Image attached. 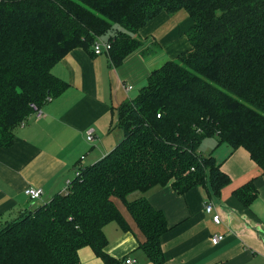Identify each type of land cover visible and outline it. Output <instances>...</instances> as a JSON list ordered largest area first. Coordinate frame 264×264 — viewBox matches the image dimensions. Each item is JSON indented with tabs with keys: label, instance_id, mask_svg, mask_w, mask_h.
<instances>
[{
	"label": "trees",
	"instance_id": "16d2710c",
	"mask_svg": "<svg viewBox=\"0 0 264 264\" xmlns=\"http://www.w3.org/2000/svg\"><path fill=\"white\" fill-rule=\"evenodd\" d=\"M184 9L190 48L117 108L123 138L111 151L81 167L67 192L2 224L0 264H80L85 246L106 264H123L106 251L107 224L130 229L114 199L144 235L147 258L163 264L167 216L146 197L127 200L132 191L170 184L182 195L195 187L219 194L231 179L215 156L199 154L206 137L245 148L264 173V0H0V147L69 88L53 68L70 51L94 53L106 37L120 64L144 44L141 28ZM233 194L249 206L254 179Z\"/></svg>",
	"mask_w": 264,
	"mask_h": 264
},
{
	"label": "crops",
	"instance_id": "0c3cea01",
	"mask_svg": "<svg viewBox=\"0 0 264 264\" xmlns=\"http://www.w3.org/2000/svg\"><path fill=\"white\" fill-rule=\"evenodd\" d=\"M187 12L155 17L139 32L142 47L120 64H114L106 51L95 55L78 48L55 65L53 73L69 88L46 102L42 116L33 113L15 130L11 147H0V227L22 209L37 208L67 192L68 181L79 168L97 162L116 146L122 137L115 130L117 108L138 94L153 71L190 48L187 31L193 21L187 31L178 32L181 21L189 17ZM90 129L93 141L88 140ZM210 153L231 179L219 194L195 187L182 195L170 184L142 194L168 219L170 229L162 237L163 264H264V173L243 147L224 143ZM251 179L258 196L247 206L233 192ZM29 187L41 188L43 196L31 199L25 191ZM210 201L222 215L219 225L205 211ZM123 204L121 212L130 229L123 230L116 222L107 224L106 251L122 262L131 256L138 264H155L140 247L145 237ZM221 233L225 239L219 245L211 243V236ZM79 257L80 264H106L89 246L80 249Z\"/></svg>",
	"mask_w": 264,
	"mask_h": 264
},
{
	"label": "built area",
	"instance_id": "2783aa9c",
	"mask_svg": "<svg viewBox=\"0 0 264 264\" xmlns=\"http://www.w3.org/2000/svg\"><path fill=\"white\" fill-rule=\"evenodd\" d=\"M111 48H112V44L109 41L103 40V39H98V41L94 44V54L98 55L104 51L109 52L111 50ZM131 88H132V86H129V89H131ZM35 109H36V116L37 117L42 116V108L38 109L36 107ZM88 131H89L88 140L93 141L95 138L93 130L90 129ZM79 171H80V168L76 171V174H78ZM70 183H71V181H68V186ZM25 191H26V194L31 199H40L44 194V191L38 187H29V188H26ZM205 211H207L209 214H212L213 221L216 224H218V225L221 224V222L223 220L222 215L215 212V204L213 201H210L206 205ZM225 237H226V235L224 233L214 234L211 236V243H213L214 245H219L222 242V240L225 239ZM123 264H138V261H137L136 257L127 256L123 259Z\"/></svg>",
	"mask_w": 264,
	"mask_h": 264
},
{
	"label": "rangeland",
	"instance_id": "374dc122",
	"mask_svg": "<svg viewBox=\"0 0 264 264\" xmlns=\"http://www.w3.org/2000/svg\"><path fill=\"white\" fill-rule=\"evenodd\" d=\"M184 12H187L186 10H182ZM188 14V18L186 20L183 19L181 21V27L179 28L178 32L179 34H181L182 32H185L187 31L190 27H191V23H192V19L190 17V14L187 12ZM106 38V37H104ZM103 40H106L104 39ZM115 130H117L119 133H122V137L123 138V132H122V129L116 127ZM117 133L115 132V137H116ZM119 142V141H118ZM218 144V141L216 138L214 137H206L205 139H203V143L202 145L200 146L199 148V154L201 155H208L209 152H211V150ZM142 194H145V192H142L141 190H134L132 191L126 198L127 200H132V199H135V198H138V197H143ZM139 195V196H137ZM115 203H117V205L119 206V208L121 209V207L124 209V204L122 203V201L120 199H114Z\"/></svg>",
	"mask_w": 264,
	"mask_h": 264
}]
</instances>
